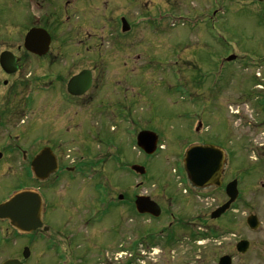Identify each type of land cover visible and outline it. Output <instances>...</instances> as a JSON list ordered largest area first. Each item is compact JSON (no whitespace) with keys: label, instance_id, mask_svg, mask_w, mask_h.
Segmentation results:
<instances>
[{"label":"rangeland","instance_id":"obj_1","mask_svg":"<svg viewBox=\"0 0 264 264\" xmlns=\"http://www.w3.org/2000/svg\"><path fill=\"white\" fill-rule=\"evenodd\" d=\"M69 1L71 28L82 25L87 36L86 44L100 46V51L107 56L102 62H131L130 73H125L124 80L119 84L117 82L118 93L131 110L134 106L135 124L145 123L147 128L159 134L162 148L148 157L136 143H129L125 147L115 146L110 154L121 152L124 159L119 163V160L115 161L107 155L104 166L107 171L103 173L111 171L114 174L111 180L102 177L95 181L89 174L98 172L94 169L89 172L91 167H85V178L78 182L79 190L87 201L88 215L91 213L94 219L93 224L88 223L85 229L82 228L80 235L79 229L75 228L71 237L87 239L83 242L87 248L75 246L62 252L59 257L55 255L53 264H72L66 261L67 256L71 259L82 258V264H217L224 255L231 256L233 264H264V191H260L264 181V155L253 140L249 141L253 148L249 147L242 153L241 148L236 149L247 160L248 173L244 178L246 204H238L235 210H230L219 219H210L209 226L195 221L175 231L167 228L163 235L160 230L171 221L170 213L179 216L181 211L178 204H169L164 200V212L157 219L136 214L128 219L126 215L125 221L119 224L118 237L109 228L110 221H116L117 214L106 218L102 213L91 212L90 208L94 204L95 192L99 190L103 193L107 188L116 194L136 191L160 199L179 192L176 186L172 188L169 185V179H173V183L174 180L176 183L180 180L185 182L183 153L192 140V133L182 126L184 119L181 117H185L187 122L189 117L199 116L216 135L227 129L236 142L242 138L246 141L253 134L256 140L264 138V117L257 115L256 101L249 96L254 94L253 86L258 79L264 86V1ZM123 18L131 26L124 35ZM232 53L240 58L239 61L224 63ZM254 62H260L261 67ZM87 64L92 62L87 61ZM98 83L101 81L95 84ZM200 83H203V90L196 93L195 88ZM209 86L211 90H208ZM23 93L30 95L31 87ZM90 94H96L95 87ZM87 107L89 111V105ZM237 111L245 116L242 118L244 126L236 118ZM26 114L31 115L29 108ZM124 114L127 113L124 111ZM106 121L102 122V126L110 129L113 119ZM92 122L93 127H101L99 119ZM16 130L7 129V135L10 132L15 134ZM118 134L122 137L127 132L120 129ZM91 151L89 158H94V153L99 152L95 149ZM115 162L119 171L114 169ZM128 162L146 166V174L127 173L123 164ZM4 166L10 167V171L0 174V201L20 186L30 184V178L21 170L20 160L9 158L4 161ZM56 190L60 193L66 190L65 182L60 183ZM224 199V186L215 188L211 190V197L205 205L215 208ZM196 202L203 203L199 198H196ZM123 211L121 207L118 210L119 214L122 212L125 215ZM251 214L259 215L263 221L256 230L247 224V217ZM101 216L102 221H99ZM240 240L251 243L246 253L237 250L236 245ZM117 241L115 245L112 244Z\"/></svg>","mask_w":264,"mask_h":264},{"label":"flooded vegetation","instance_id":"obj_2","mask_svg":"<svg viewBox=\"0 0 264 264\" xmlns=\"http://www.w3.org/2000/svg\"><path fill=\"white\" fill-rule=\"evenodd\" d=\"M69 3V0H40L39 2L0 0V174L10 171V167L4 166V161L9 158L20 160L21 170L30 178V184L20 186L17 191H35L42 201L41 226L30 232L14 227L8 219L0 218V264L9 260H16L15 264H53L55 255L59 257L62 252L69 251L75 246L87 248L83 245L87 239L81 237L77 240L71 237L75 228L79 229L80 235L82 228L85 229L94 219V215L91 213L88 215L87 201L79 190L78 182L85 178V167H91L89 172L92 169L98 172L89 174L95 181L101 180L102 177L111 180L114 176L111 171L103 173L107 171L104 167L107 155L113 157L115 161L119 160V163L124 157L121 152L112 155L110 150L115 146L125 147L129 143H136L137 136L142 131L157 133L147 128L145 123L135 124L134 106L131 110L118 93L117 82L119 84L121 80H124L125 73H130L131 62L123 61L114 64H110L109 61L102 62L103 58L107 59V56L105 57L100 51V46L93 47L86 44L87 36L82 30V25L78 24L74 26V29L71 28V4ZM32 28L47 32L50 44L46 53L39 54L25 47L26 34ZM126 33L128 32H123V35ZM90 37L96 39L93 35ZM7 52L16 60L15 70L8 71L2 64V55ZM239 59L224 63L232 64ZM87 61L92 64L88 65ZM88 72L92 83L87 90L83 91L86 79L81 74ZM77 78H79L77 83L70 90L72 81ZM96 81L101 83L95 84ZM127 85L129 86L128 83ZM29 86L31 94H24L23 92ZM94 87L96 94L91 95L90 91ZM253 89L256 91H252L254 94L249 96H253L256 102L255 104L250 102L258 108L257 115L264 117V86L259 79ZM202 90L203 83H200L195 91L198 93ZM208 90H211L210 86ZM88 105L89 111H87ZM28 108L30 116L26 114ZM124 111L127 114H124ZM236 114V118L240 119V125L244 126L242 118L245 116L240 115V111ZM181 118L184 119L182 126L187 127L192 133V140L188 146L215 145L226 154L223 171L225 199L219 206L228 200L226 185L233 180L238 182L239 195L230 210H235L238 204L245 205L247 191L244 178L248 173L247 160L236 149L241 148L242 153L249 147L253 148L249 142L253 140L257 146L254 145L255 143L253 145L261 149V154L264 155V138L262 137L261 141L256 140L253 134L246 141L242 138L236 142L232 140V135L227 129L216 135L208 123L204 124L199 116L189 117L187 122L185 117ZM94 119H99L100 128L92 126ZM107 119H113L110 129L102 126L103 121L108 122ZM115 123L118 126L114 127ZM9 128L14 132L16 128L19 129L15 134L10 132L7 135ZM120 129L126 130L127 135L123 134L124 136L120 137L118 134ZM167 133L170 132L165 134ZM160 138L159 136V149L162 148ZM44 149L51 150L54 154L58 170L51 172L45 178H40L33 172L31 164ZM94 149L99 152L94 153V158H89L88 154ZM102 149H104L103 152H101ZM130 164L129 162L123 164L125 171L135 175L129 168L134 163ZM114 165V169L119 171L118 163L115 162ZM180 173L182 174L181 170ZM169 180L172 188L176 186L180 190L161 199L148 193H136V191H132L131 194H116L109 188L103 193L97 190L92 200L95 205L90 206L91 212L102 213L106 215V218L117 214L116 221L114 220L113 223L110 221L109 228L113 235L119 237V224L125 221L126 215L128 219L134 214L154 219L151 215L140 214L136 210L138 196H149L161 206L162 213L164 200L166 203H175L180 207V217L177 213H170L171 221L160 230L163 235L166 234L167 228L175 231L195 221L202 226H209L210 219H213L211 214L216 207L211 205L209 208V204L205 205V202L209 201L211 190L215 188L213 186L196 188L187 174L183 180L187 183V187L181 180L179 183H176V180L173 183L171 178ZM62 182H65L66 190L60 193L56 189ZM262 190L264 191V181L260 185V191ZM196 198L203 203L196 202ZM262 206L264 207V201ZM120 207L125 210L123 211L125 215L122 212L119 214ZM194 208L197 210L194 211ZM255 215L261 226L262 219L259 215ZM102 218L101 216L99 221H102ZM91 240L95 243L94 239ZM116 243L118 241L112 244ZM67 257L68 263L82 264L83 262L82 258Z\"/></svg>","mask_w":264,"mask_h":264},{"label":"water","instance_id":"obj_3","mask_svg":"<svg viewBox=\"0 0 264 264\" xmlns=\"http://www.w3.org/2000/svg\"><path fill=\"white\" fill-rule=\"evenodd\" d=\"M122 22L123 31H128L130 25L125 19H123ZM46 33L47 32L43 29H31L25 38L26 48L39 54L46 53L50 44V38ZM233 59H235L234 55L228 58L229 61ZM1 61L8 71L16 69V60L14 56L8 52L2 55ZM81 75L86 79L83 87L84 91L91 86L92 79L89 72ZM78 79L79 78L72 81L70 90L77 83ZM158 140L159 137L155 132L142 131L138 134L137 143L145 153L151 155L157 150ZM184 163L189 178L196 187L202 188L210 185L216 187L222 186L225 165V153L222 149L214 145H193L186 151ZM31 166L35 175L40 178H45L51 172L58 170L56 158L51 150L49 151L48 149H44L41 154L33 160ZM131 168L138 174L143 175L146 173V168L142 165L134 164ZM226 191L229 200L212 213V218H218L224 214L237 199V181L234 180L228 183ZM136 205L140 213H150L155 217L161 214V207L149 197H138ZM41 208L42 201L39 194L34 191H21L0 204V218L8 219L14 227L30 232L41 226ZM247 222L254 230L258 229L260 226L256 215H250ZM249 247L250 242L248 240H241L237 243V250L241 253H246ZM15 262L16 260H9L4 264H15ZM218 264H232V258L228 255H224L220 258Z\"/></svg>","mask_w":264,"mask_h":264}]
</instances>
